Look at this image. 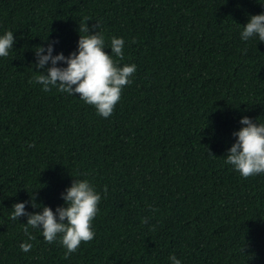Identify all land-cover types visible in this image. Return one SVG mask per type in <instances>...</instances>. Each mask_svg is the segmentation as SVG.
Segmentation results:
<instances>
[{"label": "trees", "instance_id": "16d2710c", "mask_svg": "<svg viewBox=\"0 0 264 264\" xmlns=\"http://www.w3.org/2000/svg\"><path fill=\"white\" fill-rule=\"evenodd\" d=\"M260 13L264 0H0L15 37L0 57V264H264V174L225 163L240 119L264 124V42L240 35ZM85 19L137 69L108 118L32 82L34 50L78 51ZM75 178L101 201L94 239L65 258L11 213L33 193L29 213L66 206Z\"/></svg>", "mask_w": 264, "mask_h": 264}, {"label": "clouds", "instance_id": "9594fccd", "mask_svg": "<svg viewBox=\"0 0 264 264\" xmlns=\"http://www.w3.org/2000/svg\"><path fill=\"white\" fill-rule=\"evenodd\" d=\"M87 21L85 19L79 24L78 51L68 56L62 52L53 55V44L56 41L49 43L47 48L39 45L34 50L35 66L43 71H37L40 74L35 75L32 82L41 85L45 92L54 87L61 93L77 95L86 104L93 106L98 115L108 118L120 101L123 88L132 83L131 77L137 69L135 64L119 66V61L124 59L123 38H111L109 54L105 51L104 36L97 31L98 22L94 25L95 33L91 34ZM240 35L244 41L258 37L259 42H264V13L251 15ZM14 43L12 31L0 35V57H7ZM49 62L50 66L46 67ZM58 62H63L66 66H58ZM240 123L243 127L233 132L237 139L228 149L225 163L231 165L243 178L264 174V124L254 123L248 116H243ZM104 191L107 192L106 186ZM30 196V201L13 204L11 213L12 220L27 216L23 231L28 241L35 239L29 229L38 228L49 244L59 238L60 244L66 249L64 257L68 258L82 242L94 239L92 222L99 211L101 195L88 180L75 178L71 186L61 193L66 206H58L55 211L43 206L41 212H27L26 203L31 202L34 208L39 207L35 202V193ZM141 222L147 223L148 220L144 217ZM28 241L20 245L21 251L25 253L30 252L33 247ZM169 260L171 264H181L174 254L169 256Z\"/></svg>", "mask_w": 264, "mask_h": 264}]
</instances>
